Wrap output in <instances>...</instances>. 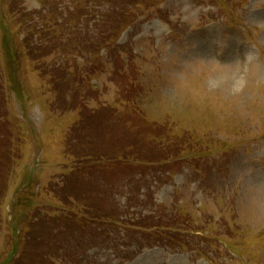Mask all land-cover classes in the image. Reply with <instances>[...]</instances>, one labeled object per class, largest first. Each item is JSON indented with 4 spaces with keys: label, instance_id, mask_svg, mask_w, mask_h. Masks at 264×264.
Instances as JSON below:
<instances>
[{
    "label": "rangeland",
    "instance_id": "obj_1",
    "mask_svg": "<svg viewBox=\"0 0 264 264\" xmlns=\"http://www.w3.org/2000/svg\"><path fill=\"white\" fill-rule=\"evenodd\" d=\"M0 174V264H264V0H0Z\"/></svg>",
    "mask_w": 264,
    "mask_h": 264
},
{
    "label": "trees",
    "instance_id": "obj_2",
    "mask_svg": "<svg viewBox=\"0 0 264 264\" xmlns=\"http://www.w3.org/2000/svg\"><path fill=\"white\" fill-rule=\"evenodd\" d=\"M99 112H101V110H99L98 112H96V113H99ZM95 114V113H94ZM100 114V113H99ZM88 115V113L87 114H85V117H84V119L82 120V123L80 122L79 124H77V127L75 128V136H80V132H81V130H79L78 128H81V129H84L85 130V128H87L88 126H87V124L89 125V122H90V119H88L90 116H87ZM87 119V120H86ZM98 120H100V121H102L103 119H101V118H99ZM88 122V123H87ZM93 122H95V120L94 121H92V123L91 124H93ZM91 124H90V126H89V128H91ZM95 131H98V128H95ZM79 133V135H77ZM67 141H69L68 139H67ZM125 159V158H124ZM126 160V159H125ZM128 167H126V169H129V168H131V167H129L130 165H127ZM2 171V170H1ZM1 179H2V175L0 174V184H1ZM91 216V215H90ZM84 217L86 218V216L84 215Z\"/></svg>",
    "mask_w": 264,
    "mask_h": 264
}]
</instances>
